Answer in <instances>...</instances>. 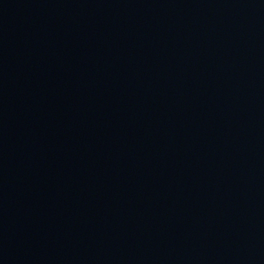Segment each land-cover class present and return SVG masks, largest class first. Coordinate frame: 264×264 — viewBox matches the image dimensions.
<instances>
[{
	"label": "water",
	"instance_id": "water-1",
	"mask_svg": "<svg viewBox=\"0 0 264 264\" xmlns=\"http://www.w3.org/2000/svg\"><path fill=\"white\" fill-rule=\"evenodd\" d=\"M0 264H264V0H0Z\"/></svg>",
	"mask_w": 264,
	"mask_h": 264
}]
</instances>
